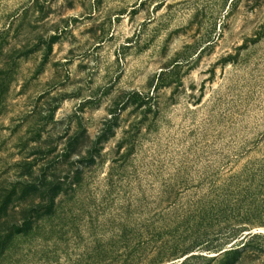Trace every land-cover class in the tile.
<instances>
[{"label":"rangeland","instance_id":"374dc122","mask_svg":"<svg viewBox=\"0 0 264 264\" xmlns=\"http://www.w3.org/2000/svg\"><path fill=\"white\" fill-rule=\"evenodd\" d=\"M0 264H264V0H0Z\"/></svg>","mask_w":264,"mask_h":264},{"label":"trees","instance_id":"16d2710c","mask_svg":"<svg viewBox=\"0 0 264 264\" xmlns=\"http://www.w3.org/2000/svg\"><path fill=\"white\" fill-rule=\"evenodd\" d=\"M52 202H53V195H49V203H52ZM23 231H24L23 228L22 229L21 228H18L16 232L18 233V232H23Z\"/></svg>","mask_w":264,"mask_h":264}]
</instances>
